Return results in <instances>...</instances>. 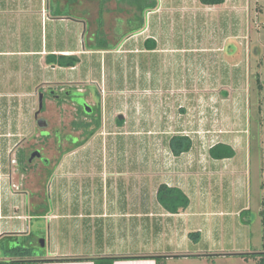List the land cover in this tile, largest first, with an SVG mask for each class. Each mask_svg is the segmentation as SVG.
<instances>
[{"label":"rangeland","instance_id":"374dc122","mask_svg":"<svg viewBox=\"0 0 264 264\" xmlns=\"http://www.w3.org/2000/svg\"><path fill=\"white\" fill-rule=\"evenodd\" d=\"M198 6L195 20L178 22L177 34L169 42L177 51H149L144 45L145 35L114 52L66 53L75 55L78 62L73 68H64L48 64L42 51L73 49L84 41L87 49H111L112 40L103 32L89 38L88 21H85L88 31L84 38L66 31V23L62 25L64 29L60 25L55 28L50 19L67 17L70 13V7L61 12L58 0H46L35 7L30 5L23 11H18L20 6L16 8L12 0L0 3V205L4 208L3 215L25 211L23 197L12 196L9 189L11 156L18 148H44L46 155L54 158L60 154L56 130H61L64 136L69 134L85 140L84 131L75 128L74 122H81L77 106L52 99L47 101L43 113V118L50 123V136H40L35 113L39 110L38 92L44 88L62 89V96L70 95V99L81 105L89 100L93 115L102 121L96 134L84 145H72L69 135L70 144H61L68 152L53 174L48 198L49 207L57 215L64 210L60 204H54L57 203L55 192L63 189L90 195L105 188L123 190L125 174L132 175L134 192L143 190L151 200L163 181L162 162L169 168L175 158L171 138H191L194 146L181 155L183 158L203 157L209 146L229 139L239 128L230 118L235 110L244 114L249 144V152L240 151L237 162L244 165L245 173L252 169L255 176L256 159L260 161L263 157L262 133L258 127L259 110H264V91L260 92L258 82L264 81V0H229L226 10L205 6L199 1ZM154 32L149 35L156 37ZM127 37L123 36L121 41ZM121 115L123 124L119 125L117 120ZM82 120L91 121V118ZM35 177L32 172L29 177L32 184L37 182ZM254 185V192L245 187L244 199H237L235 193L228 191L216 203L212 201L213 209L221 205V209L230 212L248 204L250 210L238 217L197 214L188 225V243L176 248L177 253L192 256L176 257L171 264H258L264 258L260 255L264 254V215L256 211V194L260 192L256 190V181ZM136 202L140 204V200ZM72 209L75 212L79 207ZM203 209V206L199 208ZM73 222L58 219L54 223L59 227ZM11 224L23 225L24 232L0 239V263L16 254L34 259L49 251L52 223L48 218L34 215L30 221L14 219ZM256 252V256L245 255Z\"/></svg>","mask_w":264,"mask_h":264},{"label":"crops","instance_id":"0c3cea01","mask_svg":"<svg viewBox=\"0 0 264 264\" xmlns=\"http://www.w3.org/2000/svg\"><path fill=\"white\" fill-rule=\"evenodd\" d=\"M3 1L6 0H0V3ZM44 1L46 0H12V3L16 8L20 6L18 11H23L28 10L30 5L35 7L37 4H43ZM198 1L183 0L177 3L175 0H153L156 2V7L151 8L152 1L150 0H71V2L70 0H58L62 6L61 12H65V8L70 7L68 16L71 17L60 15L51 18L52 23L56 24L55 28L60 25L59 28L64 29L62 25L66 23V31L84 38L88 31L85 21H88L91 24L89 38L103 32L110 37L109 41L112 40L114 49H87L84 41L81 45L79 42L73 49H55L47 52L43 50L42 54L47 57L52 52L64 55L96 51L114 52L133 39L144 38L145 35L147 38H144V45L147 49L148 40H154L156 43V49L149 51L162 53L177 51L179 49L170 47L169 42L177 34L178 22L195 20V14H198L197 10L200 9ZM228 1L226 0L221 6L209 7L216 9L224 7L226 10ZM119 21L121 23H118ZM153 32L156 37L149 35ZM123 36L128 37L122 42ZM90 45L94 46L92 42ZM258 83L260 92H263L264 81L259 80ZM259 111L261 117L258 128L262 133L260 148L263 157L260 161L259 158L256 159L255 176L252 169L245 173L244 165L241 166L237 162L240 151L249 152V144L245 137L247 130L244 114L241 110H235L230 118L239 128L232 133V136H228L229 139L217 142L232 146L236 151L234 158L213 159L209 151L217 144L215 143L208 147L203 157L188 160L181 155L175 156L169 163L172 166L169 168H166L165 162H162L160 175L162 174L163 181L160 185L177 187L187 194L190 205L185 211L179 214L168 213L158 201V190L152 195L151 200L143 190L134 192L131 174H125L127 178L124 179L125 188L123 190L105 188L90 195L88 192H72L63 189L59 190V193L55 192L53 195L57 203L54 204H60L61 209L64 210L61 215L53 213L52 207L49 206L33 214L23 211L19 214L16 212L13 216L3 215L4 208L0 206V239L24 232L23 225L11 224V220L14 219L27 222L30 221L31 216L36 215L44 216L52 223L51 247L44 256L27 259L16 254L12 259L6 258L0 264H157L154 259H146L151 257H163L166 264H171L176 257L192 256L179 254L176 248H182L188 243L190 228L188 225L195 220L197 214L235 218L243 211L250 210L248 204H243L231 212L221 209V205L214 204L220 209H215V207L213 209L211 204L212 201L216 203L218 198L227 195L228 191L235 193L236 198L244 199L245 187L247 189L250 187L251 192H254V181H256V190L260 192L256 194V211L264 215V110ZM219 117L221 118L222 114H219ZM234 133L239 135L236 136ZM193 146L194 143L192 148ZM250 148L252 152V145ZM139 200L140 204H136ZM219 202L221 203L222 200H218ZM201 206L204 207L203 210H199ZM74 207H79L78 211L74 212L72 209ZM152 214L155 218L151 217ZM58 219L74 222L60 224L58 227V224L54 223ZM85 219L90 222L84 223ZM3 221L6 223L3 224ZM58 236L61 237L59 240ZM132 240L137 242L132 243Z\"/></svg>","mask_w":264,"mask_h":264},{"label":"flooded vegetation","instance_id":"af4514ba","mask_svg":"<svg viewBox=\"0 0 264 264\" xmlns=\"http://www.w3.org/2000/svg\"><path fill=\"white\" fill-rule=\"evenodd\" d=\"M62 89L59 88H47L43 90H39V102H40V95L44 96V106L42 111L36 117L35 113V122L37 125V120L43 118V113H45L47 109V101L52 99L57 103L63 102H71L77 106L79 113L84 114H93V106L89 100H84V105L78 104L77 100L70 99V95L62 96ZM68 92V91H65ZM87 108L90 111H87ZM48 121V120H47ZM83 121V120H82ZM81 121V122H82ZM75 123V122H74ZM38 127V125H37ZM50 123L48 121V127L44 129H40L39 134L41 137H48L50 136L49 132ZM82 130L83 129H78ZM46 134L45 136L43 134ZM68 135L64 136L61 133V130H56V136L59 140V156L54 158H50L46 155L44 148H34V149H21L18 148V152L11 156V166H10V173H9V188L11 190L12 196L14 197H23L24 200V208L25 211L29 213L38 212L39 209L43 210L49 206L48 198H49V191L53 187V174L56 171L60 159L67 154V148H65L62 143H69ZM64 136V138H63ZM70 136V135H69ZM71 137V144L76 145V143L80 142L79 137ZM34 173L36 176L35 179L37 182L32 184L30 181V174ZM35 185V186H32ZM1 207L3 205H0ZM18 210V207H14ZM33 216L30 217V219Z\"/></svg>","mask_w":264,"mask_h":264},{"label":"trees","instance_id":"16d2710c","mask_svg":"<svg viewBox=\"0 0 264 264\" xmlns=\"http://www.w3.org/2000/svg\"><path fill=\"white\" fill-rule=\"evenodd\" d=\"M201 4L205 6H221L224 5L226 0H199ZM150 7H156V2L152 1ZM148 49L155 50L156 43L154 40L147 41ZM78 58L75 55H57V54H49L46 57V61L48 64L54 65L59 64L64 68H73L76 66ZM81 121L84 117L91 118V121L83 120L80 122L77 120L75 122L76 129H83L85 133V140H82L76 143V147L84 145L91 137H93L98 129L102 125L101 117L96 118L93 114H84L80 113L79 115ZM79 121V122H78ZM119 125L123 124L122 120H117ZM192 140L190 137L186 136H174L170 140V147L175 154V156H180L183 153H187L192 148ZM210 156L213 159L224 160L234 158L236 155V151L232 146L217 143L210 148L209 151ZM157 198L159 203L164 207V209L170 214H179L181 211H185L190 205V199L187 194L177 187H169L168 185L162 184L159 186L157 191ZM243 255V254H241ZM248 256H256L258 254H245ZM264 255V254H260ZM244 256V255H243ZM146 259H154L157 264H166L163 257H151ZM258 264H264V258Z\"/></svg>","mask_w":264,"mask_h":264},{"label":"water","instance_id":"95a60500","mask_svg":"<svg viewBox=\"0 0 264 264\" xmlns=\"http://www.w3.org/2000/svg\"><path fill=\"white\" fill-rule=\"evenodd\" d=\"M43 106H44V96L41 94L40 95V102H39V111L38 113L36 114V117L39 115V113L42 111L43 109ZM124 116H119V120H123ZM37 125L39 128L41 129H44V128H47L48 127V121L44 118L42 119H38L37 120Z\"/></svg>","mask_w":264,"mask_h":264}]
</instances>
